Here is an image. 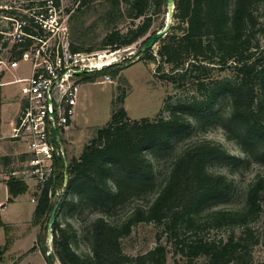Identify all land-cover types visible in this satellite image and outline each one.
I'll list each match as a JSON object with an SVG mask.
<instances>
[{
	"label": "trees",
	"instance_id": "1",
	"mask_svg": "<svg viewBox=\"0 0 264 264\" xmlns=\"http://www.w3.org/2000/svg\"><path fill=\"white\" fill-rule=\"evenodd\" d=\"M78 1L70 15L72 21L88 9L99 12L91 5L96 0ZM175 2L176 22L160 39L158 49L160 59L170 64V74L164 77L181 88L189 75L195 74L198 91L205 90L201 96L178 102L167 117L158 114L139 119L128 116L123 95L119 103L114 102L109 122L97 128L78 157L57 159L56 181L46 184L38 194L33 223L48 225L54 207L50 187L65 184L61 211L52 229L54 253L62 264H166L169 250L161 238L145 253L133 256L124 252L122 239L139 222L163 224L167 238L188 263H253L252 250L259 239L250 223L262 208L264 175L249 186L244 206L214 208L216 202L232 195L234 179L214 172L212 167L216 163L234 169L252 162L264 165V54H257L261 38L256 33L258 10L264 0ZM101 6L99 20L93 23L105 25L99 46L86 42L80 30V36L72 41L73 50L114 51L141 39H145L144 44L154 15L168 13L167 0H103ZM124 20L129 21L125 30L119 26ZM2 31L0 25V45L6 46ZM24 50L13 45L14 57L19 60ZM144 52L146 58L156 59L151 48ZM213 69L234 77L217 78L207 86L205 79ZM223 98L230 100L227 113H222ZM214 116L222 119L227 138L235 141L246 157L231 154L211 139L193 140L175 152L168 176L160 181L152 157L175 151L192 130L193 120L202 122ZM26 189L23 181L9 183L8 200ZM128 204L132 207L124 216L112 218L117 207ZM85 205L94 207L98 214L84 228L89 248L82 252L78 250L77 229L71 222H63L60 215ZM235 227H242L241 233L237 235L233 229L226 239L201 234L204 229Z\"/></svg>",
	"mask_w": 264,
	"mask_h": 264
},
{
	"label": "rangeland",
	"instance_id": "2",
	"mask_svg": "<svg viewBox=\"0 0 264 264\" xmlns=\"http://www.w3.org/2000/svg\"><path fill=\"white\" fill-rule=\"evenodd\" d=\"M43 1L45 0H0L1 28L4 32L7 31L11 25L9 17L19 19L24 15L27 16L29 8L38 6ZM55 1L61 6L62 14L71 15L78 5V0ZM102 2L103 0H96L91 4L95 6V9H99V12L88 9L80 18L75 16L73 21L70 17L68 18L72 41L73 39L76 40L80 36V30H83L81 31L84 32L83 39L89 44L99 46V42L105 35V25L102 22L96 25H93V23L99 20ZM83 9L85 10L86 7ZM150 12L153 13V10ZM258 14L259 25L256 33L261 38V42L257 54L262 55L264 54V3L259 7ZM154 17L155 21L148 35L164 26L161 27V24H165L167 13L155 14ZM128 22L127 20L119 22V26L125 30ZM175 22L173 17L172 24ZM136 23H140V21L137 20ZM160 39L151 48V52L156 56V59L146 58L145 52L141 50L145 39H141L138 43L115 51L114 54L107 52L103 60L109 62V64L102 70L78 75L80 87L76 113L73 115V120L68 128L60 131L64 157L68 161L78 157L84 145L95 135L97 128L109 122L113 113L114 102L119 103V98L123 95V105L131 119L152 118L158 114L167 117L169 109L178 102L190 99L193 96H201L205 89L203 87L202 91H198L197 75H189L187 83L181 88H176L171 80L164 77L166 74H170V64L164 63L158 55ZM3 40L8 42L1 51V55L6 59L11 55L10 50L13 48V41L7 39V35H4ZM97 51L87 52L94 53ZM9 72V78L11 79L29 76L31 62L22 60L11 70L9 69ZM106 76H109L110 80H107ZM226 77L233 78L234 76L231 73L213 69L209 72L205 82L207 86H212V82L217 78ZM21 85L22 83L16 82L4 86V94L9 97L13 93L12 96L17 99L20 98V94L17 92ZM9 99L3 105V119H6V121L9 118L13 119L16 112H19L18 102L14 98ZM229 103V98H223L220 103L223 108L222 113H227ZM221 122L222 119L218 116L206 118L202 122L193 120L192 130L184 140L178 143L175 151L161 152L157 157H152L158 179L162 181L168 176L175 152L186 143L197 139L207 138L219 142L231 154L245 158L246 154L240 146L235 141L227 138L226 130ZM10 133V124L5 123L3 128L0 124V200L4 199L1 197L4 192L8 196L9 183L22 182L8 178L6 175L11 166H18L19 160L23 159L22 152L24 150L20 142L13 141L6 136ZM212 170L224 173L229 178L234 179L232 195L223 201L216 202L214 208H239L244 206L249 186L259 176L264 175V165L255 162L246 163L236 169L223 163H216L213 165ZM24 183L27 186L26 191L13 197L12 201L8 200L9 194V197L5 200L6 203L3 204L6 205L5 208L0 205V210L3 212L0 211V258H2L0 264H49L44 247L48 244L50 250L54 252L52 235L49 234L47 222L43 224L33 223V212L37 203V201L33 202L31 199L35 195L34 183L33 181ZM52 189L51 202L55 206L62 198L65 184L60 182ZM261 206L259 215L250 223L255 236L259 239V243L252 250V264L264 262V194L261 199ZM131 207V204L117 207L112 218H121ZM95 214L98 213L95 212L94 207L85 205L81 208L68 209L65 214L60 215L63 222H71L77 229L79 251L86 252L89 248L83 237L84 228ZM233 229L237 235L242 231V227L204 229L201 234L206 238L226 239ZM167 235V233H164L163 224L139 222L133 226L131 233L122 239L123 250L127 254L136 256L154 248L158 244L159 238H161V243L165 244L169 250L166 264H196L188 263L187 258L177 252L174 242L168 239ZM34 245V249L30 250ZM56 262L62 264L57 257Z\"/></svg>",
	"mask_w": 264,
	"mask_h": 264
},
{
	"label": "built area",
	"instance_id": "3",
	"mask_svg": "<svg viewBox=\"0 0 264 264\" xmlns=\"http://www.w3.org/2000/svg\"><path fill=\"white\" fill-rule=\"evenodd\" d=\"M57 3L45 0L29 8L27 16L9 17V31L2 33L18 49H25L19 60L12 50L10 57L5 59L1 55L4 47L0 45V87L22 83L21 106L11 124V133L6 136L22 144L23 159L19 160L18 166H11L6 175L17 181H33V202L37 201L46 184L56 181L57 159L64 157L62 137L61 143L58 142L55 130L58 129L60 134L61 130L68 128L76 113L80 87L76 72L102 70L109 64L103 60L106 53L117 51L105 49L89 53L73 50L68 27L70 15L62 14ZM22 60L31 62L30 76L5 80V73ZM106 79L110 80V77L106 76ZM52 192L51 186L50 197Z\"/></svg>",
	"mask_w": 264,
	"mask_h": 264
},
{
	"label": "water",
	"instance_id": "4",
	"mask_svg": "<svg viewBox=\"0 0 264 264\" xmlns=\"http://www.w3.org/2000/svg\"><path fill=\"white\" fill-rule=\"evenodd\" d=\"M175 7H176L175 0H167L168 13H167V19L165 21V24L162 28L153 32L150 35L149 39L142 45L141 50L143 52L152 48L158 42V40L160 38L164 37L169 32L170 27L172 25V18H173V13L175 11ZM88 72H93V71H89V70L77 71L76 74L79 75V74L88 73ZM55 132H56L57 141L61 143V136L59 134L58 129H56ZM56 169H57V164H56ZM60 204H61V200H59V202L54 206V208L50 214L48 225H47L49 234L52 235V240H53L52 229H53V225L55 223L56 217H57V213L60 209ZM44 250H45L46 255H47L48 263L49 264H57L56 255L53 251L50 250L48 244L45 245Z\"/></svg>",
	"mask_w": 264,
	"mask_h": 264
},
{
	"label": "crops",
	"instance_id": "5",
	"mask_svg": "<svg viewBox=\"0 0 264 264\" xmlns=\"http://www.w3.org/2000/svg\"><path fill=\"white\" fill-rule=\"evenodd\" d=\"M9 74H10V72L8 71L7 73H5V76H4V79L5 80H13V79H11V78H9ZM30 74H31V72H30ZM30 76V75H29ZM29 76H23V77H18V78H27V77H29ZM15 79V78H14ZM16 83V82H15ZM11 84V83H10ZM8 85V84H7ZM4 86H6V85H4ZM4 86H2L1 87V89H2V99H3V102L0 104V124L2 125V128H3V125L5 124V123H8V124H12L15 120H16V118H17V113H18V111L16 112V114L14 115V118L13 119H11V118H9V119H7L8 121H6V119H3L4 118V114H3V105L4 104H6L5 102H6V100H10L9 98H14L17 102H18V104H19V108H18V110L20 109V106H21V89H19L18 90V92L17 93H19L20 94V98H16L15 96H12L13 95V93L11 94V96H9V97H7L4 93ZM21 87H22V85H21ZM20 87V88H21ZM16 93V92H15ZM14 93V94H15ZM12 128V127H11ZM2 198H4V199H2V200H0V205L2 206V207H4L5 208V206L3 205V204H5L6 203V199L9 197V193H8V196L6 195V192H4V194L1 196ZM14 202V201H13ZM12 202V203H13ZM1 209V208H0ZM1 211V213H3L2 212V210H0Z\"/></svg>",
	"mask_w": 264,
	"mask_h": 264
}]
</instances>
